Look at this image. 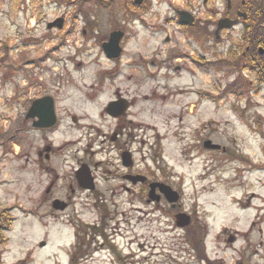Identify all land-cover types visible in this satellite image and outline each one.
Here are the masks:
<instances>
[{
  "label": "rangeland",
  "instance_id": "374dc122",
  "mask_svg": "<svg viewBox=\"0 0 264 264\" xmlns=\"http://www.w3.org/2000/svg\"><path fill=\"white\" fill-rule=\"evenodd\" d=\"M93 1L85 5L82 12L74 14L77 10L73 7L76 6L68 7L61 0H0V67H2L1 64H4V67L0 68V213L8 206H16L13 212L15 221L11 230L6 234L8 240L0 247V264H55V261L65 264L68 260L64 250L69 248L68 243L72 240L69 227L50 223V220L42 218L47 214L51 215V212L45 211L49 208L48 201L46 205L40 201L39 192L43 187H40L39 184H44L40 181L45 177L48 180L51 175L46 173L42 176L37 165L33 163L26 165L25 162L24 148L27 136L25 131L27 126L24 123L25 103L27 104L25 99L28 96L49 92L51 84H42L37 81V78L38 75H41L43 83L49 81L48 77L52 75V70L50 68L33 69L28 65L27 70L33 69L30 86L28 80L23 78V70L20 69V66L13 70L8 58L12 56L17 59L13 61L18 63L22 52H24L23 48H27V53L32 56L38 54L39 48L42 49L53 43H63L67 37L68 44L72 43L69 48L78 50V47L88 42V44H93L96 49L95 44H100L116 28H122L128 34L126 53L122 59V66L125 67L123 86L128 95L137 97L136 104L130 112V118L135 119L139 125L137 127L139 132H136L145 134L142 141L145 138L149 139L143 147L145 152H153V154L151 153L153 158L149 160V165H154L153 171H158L161 168L162 176L160 178L182 190L181 204L187 211H192L195 214L196 223L200 225L201 231L195 233V236L201 238L203 233L209 232L207 248L210 257L217 259L218 256H224L230 264L234 263V257L238 255L240 248L235 249L234 245L228 246L231 244L227 243L230 235H224V232L233 231L235 233L239 230L241 235L245 233L247 235L251 221L257 218L259 213H263V210L260 209L264 208V168L259 170L256 167L264 164L255 162L256 160L253 161L254 167L250 168V172L254 171L253 173L245 172V167H243L238 177L240 179L233 180L235 179L236 164L227 159L229 153L200 152L198 137L193 135L198 134L197 132H190L189 139H186L184 143V140L179 137L177 120L168 114L174 112L182 100V95H175L177 92L172 90L173 87L176 89L190 87L194 91H198L199 87L210 89L216 83V85H220L219 81L221 80L222 92H230V78L226 79L219 68H216L221 64L219 62L206 64L202 71L198 69V64L193 65L189 58L185 66H190L191 72L186 71L182 74L176 73V75L172 73L170 78L165 81L163 79L165 76L162 77V74L158 78H154L157 75L154 74L155 68L151 64L153 59H164L168 47L173 45H176V49L182 53L195 52V57L199 60V51L195 46L190 45L184 32L175 27L177 26L176 20L173 19L172 23L167 25L166 18L174 17L173 9L181 6L193 8L200 17L211 19L207 11L215 9L212 3L224 7L225 0H209L207 4H204V0H184V6L179 2L180 5L172 4V0H146V3L142 5L144 7L141 6L139 9L133 6V0H112L113 2L108 0L107 6L100 5V2L97 4V0ZM111 2L112 6H110ZM70 15H72V19ZM59 16H64L68 21L65 31L48 30L47 23ZM74 17L76 18L73 19ZM86 19L93 25L86 23ZM158 26L161 30L157 32L156 27ZM86 27H88V32L83 33V29ZM93 34H95V39L91 37ZM167 37H170L169 43H167ZM208 44L210 45L208 50L212 48L213 51L207 52L206 60L213 61L212 55L223 50L229 41L226 43L213 41ZM156 47L159 53L154 51ZM135 61L138 62L134 63ZM175 63L180 62L176 61ZM53 65L54 71L63 70L62 66ZM193 70L202 73L196 72V77H194ZM73 72L78 76L79 88L71 91L81 94L86 91L83 84H88L90 81V69L87 66L79 73L75 72V69ZM79 76H84L83 80H80ZM14 79L19 83H15L18 88L14 85ZM255 83L254 85H257ZM59 86L63 87L62 84ZM248 89L250 92H260L261 95L251 96L252 100L246 107L245 102L248 100L237 104L231 99V96L230 99L224 96L220 98L223 100L218 105V103H212L218 102L220 99H215L211 93L205 92L203 96L208 101L202 107L205 117L216 120L215 127L219 129L217 138L223 142L229 140L230 147H232L231 142H234L235 130L240 136L247 132L243 123L252 125L255 129L258 125L255 124V119H257V123L260 122L264 125V84L261 85L260 90L251 91V87ZM154 90L157 94H153ZM163 95L167 98L163 99ZM189 96L192 102L195 101L193 100L196 98L195 93L192 92ZM108 100V97H102L93 104L79 105V109L74 110L79 115L83 114L84 109L82 108L90 113V115L85 113L84 127L66 130L64 126L67 124H64L54 134H49L58 144L72 142L68 149H63L62 169L58 170L60 173L59 184L71 177L70 163L68 162H72L70 159L72 150L75 152L77 148L81 150L86 148L90 154L92 150L96 149L95 137L98 133H96L95 127H100L99 109ZM69 103L68 100L65 103L61 102L65 105H69ZM249 108L254 112L253 117L248 114ZM242 115L249 121H244ZM187 122L192 125L197 123V120L194 116H189ZM126 132L129 134L130 130ZM36 133L32 135L35 147L40 144L38 142L40 133ZM250 134L253 137L254 145L247 152L250 155L254 154L256 159L260 158L257 131L256 134L253 132ZM243 143L245 141H241L240 144ZM81 150L78 152V157L82 156ZM67 158L70 160L66 161ZM191 159L193 160L191 161ZM57 168L60 169L61 166L57 164ZM206 168L209 170L207 174ZM205 174L207 178L204 179ZM253 192H255V196ZM55 195L67 197V192L59 188ZM87 195L89 193H82V199L76 200V210L72 208V211H69L66 217L64 216L66 219L86 223L88 220H103L104 214H107V217L114 214L112 211L103 212L97 207L91 206L93 201ZM251 196L254 197L250 204H247L248 198ZM103 198L109 200L110 197L106 195ZM129 198V195H125L124 205L120 201L122 197L118 200L121 204L120 208H125L126 212L132 215L134 212L130 211L132 203L129 204ZM72 202L74 201L72 200ZM142 209V226L139 225L136 228L127 226L126 228L128 237L134 236L138 239L136 230L139 234H143V238L134 243L137 248L138 242H142L141 260L139 262L138 259L130 260L131 264H136V262H138L137 264H197L193 254L180 236V233L183 234L184 231L165 226L162 221L165 222L168 217L159 210L150 213V209L145 206V201L142 204ZM136 216L139 217L138 214ZM52 219L56 220L55 215ZM170 220L172 219L170 218ZM170 220L167 223L170 224ZM173 221H175V217ZM262 227L264 228V222ZM252 235L251 233L250 236ZM179 239H182L181 244ZM41 242H46V245L41 247L39 245ZM30 250H33L32 254ZM104 252L107 253L106 250ZM173 255L183 256L184 262L172 259ZM87 261L84 260V264H99ZM130 261L128 262L130 263ZM263 262L264 259L259 260V264H263Z\"/></svg>",
  "mask_w": 264,
  "mask_h": 264
},
{
  "label": "flooded vegetation",
  "instance_id": "af4514ba",
  "mask_svg": "<svg viewBox=\"0 0 264 264\" xmlns=\"http://www.w3.org/2000/svg\"><path fill=\"white\" fill-rule=\"evenodd\" d=\"M183 1L184 0H172V4H181L182 2V6H184ZM208 2L209 0H204V4H207ZM144 3H146V0H144L142 5H144ZM247 4L246 0H225V6L220 8L218 7V4L212 3V5L215 6V9L207 11L211 19L200 17L193 8L189 9V7L180 6V8L173 9L174 17H168L166 18L167 21H165L168 25L172 23L173 19H175L177 25L175 27L183 31L184 35H186L190 41V45L192 44V46H195L199 51V60L195 59L196 57L192 58L193 65L199 63V67L203 71L206 64L219 62L221 64L216 66V68H219L220 72L225 75L226 79L230 78V88L233 91L222 92V90H220L212 93L211 91H208L207 88L199 87V90L203 91L198 92L199 97H197V104L195 105L190 101L189 96H183L188 94V92L190 93V87L187 88V91H185V88L176 89V87H173L174 89L172 90L177 92L175 95H182V100L180 105L177 106V109L168 114L177 120L176 125H178L180 131L188 132L191 130L193 132H199L198 142L200 144V152L229 153L227 159H230L236 164L235 179H233L235 181L240 179H238V177L240 176V171L243 167H245V172L250 174L254 172H250L251 166L254 167L253 161L256 160L255 162L264 164V125L260 124V127L258 124L254 129L252 125L243 123V125H245L243 126L244 129L246 130L247 128V133L243 134V136L238 134L234 139L236 147L232 145V149H229L227 144L230 143V141L225 140V142H223L219 140L216 136L218 134V129L211 126L215 125L216 120L207 121L204 110L201 111L200 108L201 104L204 106L207 103V100L203 97L205 92L211 93L216 99H220L224 96L228 99L232 97L231 99L236 101L237 104H241L248 100L245 102V107L249 105V101L252 100V98L250 99L251 96L261 95L259 94L260 92L254 93L235 89L237 84L242 83L243 81L249 82V85L252 88L251 91L255 90L254 87L258 86L259 83L260 85L264 84V32L261 30V27L264 26V24L259 23L260 19H264V12H249ZM143 7L144 6H142V8ZM254 7L255 6L253 5V8ZM182 11H188V14H182ZM223 18L229 19V23H234L235 26L231 28H226L225 26L222 29H218L220 24L219 20ZM191 20H193V22H190ZM256 24H259V29H257V31L253 28ZM223 25H227V23H224ZM156 29L157 32L161 30L160 26L156 27ZM86 32L87 30L85 33ZM91 37H93V35ZM166 40L167 43H169L170 37H167ZM213 41L221 43L229 41V44L223 50L212 55L213 61H207V52L213 51L212 48L208 50V46H210L208 43ZM95 46L96 49L93 47V44H88L87 47L82 46L84 49H76L75 51H72L66 49L63 45H60L52 47V51L43 50L51 56L48 60L47 58L40 60L35 58L28 59L29 65H32L39 60L46 62L44 69H52V66H54L53 64H58V66H62L63 70H52V75L48 77L49 81L46 82L51 84L48 89V94L45 93L32 97L28 96L26 98L27 104H25L26 109L24 120L27 126L25 129L27 133L24 148L25 162L26 165L31 163L37 165L38 171L42 176L46 175V173L51 175L48 180L45 177L40 181V183L44 182V184H39L40 187H43L39 192L41 203L46 205L48 201L49 208L45 211L52 210L54 204L53 201L56 199H60V202L57 203L58 206L64 208L60 211L69 212L72 211V208L76 210V200L78 198L82 199V193L84 192L83 186L87 184L93 186V189L88 191L89 195H87V197H90L93 201L91 206L97 207L98 210H102L103 212L112 211L114 214L108 215V219H99L94 222H89L87 224L88 240L81 239L75 244H78L79 246L82 244L80 251L82 252L84 250L85 252H88L92 261L102 262L101 257L98 258L95 257V255L97 253L101 255L103 248H107L110 251L108 254H111L113 264H125L126 261L133 258L134 255L131 252L125 254L124 248L120 250V240L124 236L127 226L132 224L142 226L143 224L142 219L137 220L134 215H128L125 208H120V201L123 202V205L125 204V195L130 196L128 199L129 204L132 203L130 211H138L142 213V204L145 201V206L150 209L149 211L159 210L163 215L168 217V220L171 218L172 220H170V223L172 226H174L172 224L174 222V217H176L179 212L185 210L179 204L176 207L172 206L167 202L164 196H162L159 201H149L150 184L153 181L160 180L162 172H158L159 169L158 171H149L145 169L144 164H149L151 156L149 154L143 156L142 136L137 133V127H139V125L135 119L130 118L131 114L114 118L107 111L108 105L112 100L127 95L131 100L132 107H134L137 97L128 95L123 86L125 75L124 67L122 66V58L111 60L105 53L103 44H95ZM176 47V45L168 47L165 59L152 60L155 67L154 74L157 75L154 78H158L162 74V77L165 76L163 79L167 80L172 73L191 72L190 66L185 65L189 61L188 59L190 56H195V52H191L190 54L182 53L176 49ZM154 51L158 52V48L156 47ZM176 61L180 63H175ZM87 66L90 69L91 77L88 84H83V88H86V91L81 92V94L77 91H71L76 90V88L79 87L77 83L78 76L74 74L73 70L75 69V72L79 73V70H84ZM196 72L200 73L201 71L193 70L194 77H196ZM27 74V79H30L31 71H28ZM83 78L84 76H79L80 80H83ZM219 82L222 83L221 80ZM254 82H256L255 84L257 85H254ZM61 84L63 87L59 86ZM28 85L31 86V82H28ZM219 88L222 89V85ZM229 93L230 95H228ZM153 94H157V92L154 90ZM45 95L52 96L56 106L57 122L53 128H37L35 127L37 119L31 118L30 116L28 118L33 100ZM102 97H108L109 100L99 109V122L100 127H102H96V129L100 131L98 136L100 140L96 141L99 149L92 150L89 155L86 153V150H84L81 161L77 156L81 149H77V151L70 153V159H72V162L68 163H70L71 177L63 180L62 183L59 184L60 173L57 164L62 167V153L64 146L62 144H57L58 142L54 137H50L49 134H52L64 124H67L64 126L66 130L76 129L82 126V123L85 121V115H90V113L83 110L86 114L79 115L74 112V110L79 109V105H87L88 103L93 104ZM162 98L166 99L167 97L163 95ZM67 100L70 101L69 105L61 104V102L65 103ZM234 105L237 106L236 104ZM192 106L194 109H192ZM250 109L251 108H249L248 114L253 117L254 112L250 111ZM37 111L42 115V119L45 122V115L40 110ZM191 113L194 115H191ZM197 113L198 115L196 116ZM189 116H194L198 120V123L192 125L190 122L188 123L187 118ZM242 118L246 122L249 121L244 115H242ZM256 120L257 119H255V124H257ZM127 130H130L129 134H127ZM256 131L260 153V158L257 159L254 158V154L250 155L247 152V150L253 148L254 145V141H252L253 137L250 132L256 134ZM36 132L40 133L38 141L40 144L35 147L36 144L32 141V135ZM206 140H211L213 143L220 144L222 147L220 149H207L204 145ZM241 141H245V143L240 144ZM128 152H130V154ZM103 154L104 156H102ZM70 159L67 158L66 161ZM74 163H76V167ZM84 163L88 164L87 168L90 170L93 180H91L88 175L86 176L85 173L80 174V172H78L80 166ZM127 164L130 165L126 166ZM256 168L261 170L264 168V165H259ZM145 173H147L148 180L144 183L140 181L133 183L128 179L130 176L132 177ZM77 175L81 176V181L78 180ZM59 188L64 189L67 192V197L55 195ZM156 191L159 192L158 188ZM254 194L255 192H253V195ZM106 195H109V200L103 198ZM153 196L156 195L153 194ZM254 196L248 198L247 204H250ZM120 197H122V199L119 201L118 199ZM72 200L74 202H72ZM164 210L166 212H164ZM260 210H263V213H259L257 218L251 221L247 235L246 233L241 235L239 230L235 231L233 235L235 236V241L232 245H234L233 248H240V250L238 249V255L234 257V263L232 264H259V260L264 259V228L262 227V223L264 222V208ZM188 213L192 217L191 224H195V214L192 211H189ZM52 214L55 215V217L59 216V214L55 212H52ZM168 220L165 222L167 225L169 224L167 223L169 222ZM2 227V233H6L8 229L7 226ZM11 227L12 225H10V228ZM74 230L77 235L82 234L83 231L78 224L75 225ZM232 233L233 231H225L224 235H230ZM251 233L253 234L252 236H250ZM4 239L5 236L3 234V236L0 237V247L4 244ZM230 245L231 244H228V246ZM139 246V251L141 253V248L143 246L142 243H140ZM71 252H73V250ZM215 260L217 264H230L224 256H218Z\"/></svg>",
  "mask_w": 264,
  "mask_h": 264
},
{
  "label": "water",
  "instance_id": "95a60500",
  "mask_svg": "<svg viewBox=\"0 0 264 264\" xmlns=\"http://www.w3.org/2000/svg\"><path fill=\"white\" fill-rule=\"evenodd\" d=\"M142 0H136V3H141ZM63 25V19H58L57 21L53 22V23H50L48 25L49 28L53 27V26H58V27H62ZM230 25V24H229ZM124 33L121 32V31H114L113 33H111V37H110V40L108 42H106L104 45H105V49L106 51L109 53V55L111 57H119L120 56V53L122 52V47L120 45V42H121V39L123 37ZM46 101L47 98L45 99H41L40 101H35V106L36 108L37 107H41V106H44V105H47V109H45V114H46V120L49 121V125L52 124V122L54 121V111H53V104L50 102V104H46ZM129 103L126 99H123L122 101H117V102H113L111 103L110 105V109H109V112L115 116V117H118L122 114H124L126 112V110L128 109L129 107ZM113 109H117L118 112H113ZM32 115L35 114V110L33 109L32 110ZM153 188L156 187V186H159L161 191L163 193H165V195L168 197V199L170 201H177L179 199V194L174 191L172 189V187L168 186V185H165V184H158V183H155V184H152ZM179 219L181 221H178V224L180 226H185L187 225L189 222H190V217L185 215V214H180L178 215Z\"/></svg>",
  "mask_w": 264,
  "mask_h": 264
},
{
  "label": "trees",
  "instance_id": "16d2710c",
  "mask_svg": "<svg viewBox=\"0 0 264 264\" xmlns=\"http://www.w3.org/2000/svg\"><path fill=\"white\" fill-rule=\"evenodd\" d=\"M65 3H67V4H74V5H82V3H85L86 1H91V0H63ZM78 3H81V4H78ZM3 62H5L4 60H3ZM2 63V62H1ZM197 253L199 254V256H201V255H203V250L201 249V248H199L198 247V251H197Z\"/></svg>",
  "mask_w": 264,
  "mask_h": 264
}]
</instances>
